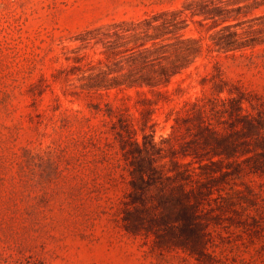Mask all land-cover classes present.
I'll return each mask as SVG.
<instances>
[{"label":"rangeland","instance_id":"obj_1","mask_svg":"<svg viewBox=\"0 0 264 264\" xmlns=\"http://www.w3.org/2000/svg\"><path fill=\"white\" fill-rule=\"evenodd\" d=\"M203 1L249 43L218 47L222 25L185 8ZM179 10L187 23L179 33L200 39L202 50L172 75L171 99L154 113L156 141L171 131L184 99L210 92L211 82L200 81L215 63L230 80L264 94V0H0V264H200L181 248H159L153 235L133 236L122 227L128 175L112 120L93 105L125 98L137 114L140 87H87L107 68L102 33L132 21L141 30L143 19ZM133 31L121 32L128 46ZM164 43L168 53L181 45L174 38ZM128 55L107 62L110 75L141 65H130ZM245 180L263 206L249 215L221 214L211 228V264H264V176Z\"/></svg>","mask_w":264,"mask_h":264},{"label":"trees","instance_id":"obj_2","mask_svg":"<svg viewBox=\"0 0 264 264\" xmlns=\"http://www.w3.org/2000/svg\"><path fill=\"white\" fill-rule=\"evenodd\" d=\"M185 8L212 18L213 26L222 25L214 37L218 47L232 49L249 43L230 31L228 17L214 18L220 11L216 5L208 7L203 1ZM181 12L169 16L162 11L143 19L141 30L132 28V21L131 27L102 33L98 39L106 46L107 68L92 76L87 87H140L133 103L137 114L130 111L125 98H120L118 105L108 101L104 108L99 103L93 105L95 112L112 120L111 131L128 175V188L119 207L124 230L133 236L153 235L155 246L181 248L200 264H211V228L219 224L221 214L246 211L249 215L247 211H260L263 206L257 201L259 193L245 178L264 176V94L230 80L215 63L214 71L200 81L202 85L211 82L210 92L188 96L174 108L171 131L156 141L154 113L160 102L171 99L167 85L172 75L202 50L200 39H186L179 33L187 25ZM158 18L161 21L154 24ZM129 29L135 30L130 35L135 41L131 46L121 33ZM171 38L181 45L168 53L164 40ZM125 54H129L130 65H141L110 75L113 69L107 62ZM81 59L83 56L74 57L75 61ZM163 60L169 65L162 64ZM143 86L147 90L141 89ZM180 90L175 89L176 93Z\"/></svg>","mask_w":264,"mask_h":264}]
</instances>
